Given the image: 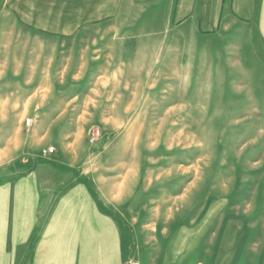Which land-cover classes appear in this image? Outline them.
Returning a JSON list of instances; mask_svg holds the SVG:
<instances>
[{"label": "rangeland", "instance_id": "rangeland-1", "mask_svg": "<svg viewBox=\"0 0 264 264\" xmlns=\"http://www.w3.org/2000/svg\"><path fill=\"white\" fill-rule=\"evenodd\" d=\"M105 38L25 54L0 38V188L43 166L88 187L139 264L143 244L264 262V83L172 36L136 55Z\"/></svg>", "mask_w": 264, "mask_h": 264}, {"label": "crops", "instance_id": "crops-1", "mask_svg": "<svg viewBox=\"0 0 264 264\" xmlns=\"http://www.w3.org/2000/svg\"><path fill=\"white\" fill-rule=\"evenodd\" d=\"M0 3V38L3 42L17 39L23 54L27 44L101 45L106 33L112 31L113 43L136 55L138 44L164 45L172 36L177 44H192L210 59L221 60L226 69L253 77L257 91L263 90L264 0ZM87 61L90 68L96 60ZM51 170L39 168L34 176L19 182L16 191L12 187V197L9 187L1 186L5 194L0 196V264H126L134 258L140 262L137 247L131 250L115 223L98 211V200L89 188L58 181L48 175ZM143 252L146 262L141 264H264L206 261L200 250L188 261H180L169 257L167 246L162 245L153 248L143 244Z\"/></svg>", "mask_w": 264, "mask_h": 264}, {"label": "built area", "instance_id": "built-area-1", "mask_svg": "<svg viewBox=\"0 0 264 264\" xmlns=\"http://www.w3.org/2000/svg\"><path fill=\"white\" fill-rule=\"evenodd\" d=\"M31 125H32V121H28L27 122V126L28 127H31ZM54 150L53 149H51L50 151H47V152H45V153H49V154H51L52 152H53ZM133 264H139L138 262H134Z\"/></svg>", "mask_w": 264, "mask_h": 264}]
</instances>
